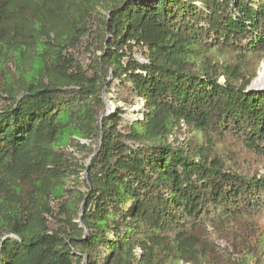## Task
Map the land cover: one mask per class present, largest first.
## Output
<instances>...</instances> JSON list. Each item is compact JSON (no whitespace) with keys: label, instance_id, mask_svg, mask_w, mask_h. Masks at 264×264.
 Returning a JSON list of instances; mask_svg holds the SVG:
<instances>
[{"label":"trees","instance_id":"trees-1","mask_svg":"<svg viewBox=\"0 0 264 264\" xmlns=\"http://www.w3.org/2000/svg\"><path fill=\"white\" fill-rule=\"evenodd\" d=\"M85 37L102 50L89 68L72 52ZM5 57L0 264H204L215 236L264 253V92L247 91L264 0H0ZM110 76L142 117L101 120ZM182 123L191 137L171 141ZM81 139L96 145L86 190L58 218L52 199L80 177L64 147Z\"/></svg>","mask_w":264,"mask_h":264},{"label":"rangeland","instance_id":"rangeland-1","mask_svg":"<svg viewBox=\"0 0 264 264\" xmlns=\"http://www.w3.org/2000/svg\"><path fill=\"white\" fill-rule=\"evenodd\" d=\"M100 16L97 15L96 20L94 22V25L99 26L100 21L99 18ZM88 41V42H87ZM92 39L90 40L89 38H84L81 46L78 49L73 50L72 52L75 55V60L79 62L82 66L89 68L90 64L95 58L96 55L102 54V50H97L96 47H94V51H89L88 50V45L87 43H90ZM97 50V51H96ZM145 49H142L140 47H136L134 52L135 56L140 59L141 61H145V57L143 55V52ZM263 61L261 62L258 71H257V76L259 74V70L261 68ZM0 106L4 104L5 102V97L3 96V90L6 85V77L10 71H13L14 66L8 62V58L5 57L2 61H0ZM257 76L254 78V80L257 78ZM14 78V77H13ZM224 77L222 76L220 80L224 82ZM253 80V81H254ZM109 81L111 85L109 87L104 88L103 92V99L106 103V108L105 110L102 111L100 117L101 120H104L105 117L115 115L116 109H118L119 106H122L125 110L124 118L134 121L140 117H142V114H140V110L142 108V102L136 101L133 105H126L123 101L120 103H115L111 100L112 96L115 94V90L117 87V84L119 83V80L110 76ZM252 81V82H253ZM191 137V132L188 128V126L184 123L181 124L179 128L175 130V132L171 135L170 139L171 141H185L186 139H189ZM81 142L87 145V148H81L78 146H73V145H68L64 147V150L67 152V158H68V163H70L72 166V169H76L78 172H80V177H72L69 178L68 183L66 184V187L64 191L60 193V195L57 196V198H53L51 205L54 210V215L56 217H64L63 215V206L66 202L71 200L72 198L74 199V194H76L78 191H85L86 187L84 186V177H85V171H81L84 166H89L91 163L92 159V154L93 150L96 148V145L93 144L90 140L87 139H81ZM264 172V168H262ZM83 207V205H82ZM79 208V207H78ZM80 210V208H79ZM82 211V208H81ZM80 211V212H81ZM50 219V225L53 228H57L59 224L56 222V218L49 217ZM260 228L263 231L264 230V216L261 220L260 223ZM227 239L221 238L220 236L217 237L215 236V241H216V259L213 260V262L209 263H204V264H264V253H261V249L259 245H257L256 239H252V244L255 245V249H252L250 251H237L232 246V242L226 241ZM231 241V240H230ZM76 252H78L76 250ZM219 256V257H218ZM162 263L160 261L159 264H193L189 261L186 260H180L179 262H173V261H166V259ZM84 264V262H82Z\"/></svg>","mask_w":264,"mask_h":264},{"label":"water","instance_id":"water-1","mask_svg":"<svg viewBox=\"0 0 264 264\" xmlns=\"http://www.w3.org/2000/svg\"><path fill=\"white\" fill-rule=\"evenodd\" d=\"M255 81H256V79L250 84V86L248 87L247 91L249 93L254 92V91L264 92V87L256 85ZM87 169H89V166H88ZM82 215H83V211H81L80 219L78 220V222H80L81 226L84 227V224H83V221H82Z\"/></svg>","mask_w":264,"mask_h":264},{"label":"bare ground","instance_id":"bare-ground-1","mask_svg":"<svg viewBox=\"0 0 264 264\" xmlns=\"http://www.w3.org/2000/svg\"><path fill=\"white\" fill-rule=\"evenodd\" d=\"M255 84L264 87V70H263L262 73L256 78Z\"/></svg>","mask_w":264,"mask_h":264}]
</instances>
